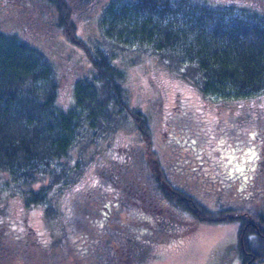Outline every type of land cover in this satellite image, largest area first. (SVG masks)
I'll list each match as a JSON object with an SVG mask.
<instances>
[{
	"label": "trees",
	"instance_id": "obj_1",
	"mask_svg": "<svg viewBox=\"0 0 264 264\" xmlns=\"http://www.w3.org/2000/svg\"><path fill=\"white\" fill-rule=\"evenodd\" d=\"M28 1L33 10L22 22L24 28L32 26L36 19L52 18L64 39L79 48L91 64L89 73L77 78L74 84L73 103L62 107L58 102L57 71L47 52L16 30L0 27V171L12 175L28 206L50 202V190L57 184L69 186L79 181L82 162L70 165L66 160L84 136L87 141L83 148L93 143L97 135H105L132 120L147 145L124 146L111 160L99 163L93 185L96 194L90 196V190L84 189L68 203L71 210L67 216H72V225L76 226L77 218L82 222L81 229L91 217H100L107 224L121 222L128 215L144 218L145 214L155 222L165 205L170 209L177 206L204 222L238 220L240 236L243 234L238 243L241 263L247 264L250 259V264H264V247H257L264 244V214L255 213L256 218L251 219L231 206L219 204L214 209L205 203V196L177 180L173 169L178 158L169 163L156 148L150 116L130 103L126 93L125 70L114 62L108 48L91 43L76 23L77 15L99 5L102 32L112 43L122 47L142 44L203 95L235 102L264 93V0ZM10 4L9 0H0V9ZM248 113L250 116L251 112ZM169 116L171 142L180 149L189 146L198 157L196 166H204L200 157L206 151H201L199 132L173 111ZM252 116L258 131L247 132L248 139L243 141L257 139L261 158L264 105L260 104ZM233 134L226 136L228 140L222 139L228 146ZM241 134L240 130L237 134L240 139ZM187 137L190 143L183 144L181 139ZM228 146H222L221 150ZM183 156L180 154L178 161ZM193 170L198 173L183 169L195 178L210 177V172H201L195 163ZM201 181L195 180L196 184ZM46 213L56 214L55 207L47 204ZM143 220L138 221L141 224ZM7 232L0 229V241L5 240L3 246ZM94 237L97 238L96 232ZM117 237L110 233L104 238L115 255L113 264L120 261V255L114 251L115 242L126 250L131 241V237L127 240ZM260 241L263 244L259 245Z\"/></svg>",
	"mask_w": 264,
	"mask_h": 264
},
{
	"label": "rangeland",
	"instance_id": "obj_2",
	"mask_svg": "<svg viewBox=\"0 0 264 264\" xmlns=\"http://www.w3.org/2000/svg\"><path fill=\"white\" fill-rule=\"evenodd\" d=\"M9 3L10 6L3 5L6 8L0 9V27L16 30L30 43L47 52L59 79L58 102L62 107H69L74 101L77 78L89 73L91 64L79 48L64 39L52 18L36 19L32 26L24 28L22 22L33 10L28 0H9ZM101 10L102 7L96 5L86 14L77 15L78 28L91 43L108 48L114 62L125 70L124 84L130 103L138 105L150 116L151 133L156 139L154 143L163 158L171 163L174 157L179 159L180 154L184 155L181 161L175 160L181 164H176L173 169L179 178L177 180L205 196V203L214 209L219 204L231 206L251 219L256 218L255 213L264 214V156L260 158L257 151V139L243 141L248 139V134L258 131L252 114L260 104L264 105V93L245 99L235 98V102L203 95L180 77L177 70H170L163 60H158L150 48L145 49L138 43L127 47L112 43L100 26ZM261 96L263 99L260 100ZM170 111L185 118L187 126L195 128L194 131L201 135V151L206 152L200 158H203L206 169L196 166L198 157L189 146L180 149L179 145L171 142ZM240 130L241 139L237 136ZM230 133L234 134L228 146L225 140ZM181 140L183 144L191 141L188 137ZM86 141L84 136L71 149L66 160L70 165L78 160L82 162V175H77L81 176L79 181L69 186L57 184L50 190L51 201L47 204L56 209V214L52 216L46 213L47 204L28 206L12 175L0 171V229L8 231L6 245H2L5 240L0 241V264H113L115 255L111 254L104 239L110 233H115L120 240L131 237L126 250L118 247L116 242L114 244V251L120 255L119 264H242L238 243L243 240V234L240 236L238 220L204 222L177 206L170 209L165 205L157 214L156 223L145 214L144 218L135 219L133 215H128L121 222L107 224L102 223L104 221L100 217H91L81 229L79 225L82 222L77 218L74 221L76 226H73L72 216H67L71 210L68 203L84 189L90 190V196L96 194L93 185L97 181L99 163L111 160L116 151L120 152L124 146L147 145L132 120L112 132L97 135L93 143L81 147ZM222 146L228 147L224 151ZM197 148H200L199 144ZM194 163L201 172H210V177L205 176L207 179L196 176L203 183L196 184V178L183 171L195 173ZM139 218L145 221L140 224ZM263 245L257 246L258 249H262ZM249 262L250 259H247V264Z\"/></svg>",
	"mask_w": 264,
	"mask_h": 264
}]
</instances>
